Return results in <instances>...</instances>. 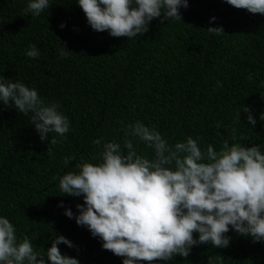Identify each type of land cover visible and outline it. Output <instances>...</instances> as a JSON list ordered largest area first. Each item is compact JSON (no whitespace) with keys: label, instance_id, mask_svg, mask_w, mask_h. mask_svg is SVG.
Segmentation results:
<instances>
[{"label":"trees","instance_id":"obj_1","mask_svg":"<svg viewBox=\"0 0 264 264\" xmlns=\"http://www.w3.org/2000/svg\"><path fill=\"white\" fill-rule=\"evenodd\" d=\"M223 1L189 0L181 20L154 18L146 33L129 39L92 30L75 0H51L39 16L25 12L27 0H0V76L35 86L71 120L66 139L52 144L40 140L29 116L0 104V214L38 251L59 233L74 244H60L62 254L80 264H122L64 214L65 207L76 212L82 197L61 196L59 190V177L82 162H96L103 142L122 144L121 121L154 125L169 144L189 135L216 150L225 139L249 147L264 142V15L227 2L219 10ZM216 12L213 26H222L220 35L206 31ZM30 44L39 57L25 55ZM63 45L67 57L59 56ZM244 107L253 110L255 127ZM97 138L101 145L93 143ZM133 143L138 153L151 156L143 142ZM227 235L228 247L200 244L167 264H264V242Z\"/></svg>","mask_w":264,"mask_h":264},{"label":"clouds","instance_id":"obj_2","mask_svg":"<svg viewBox=\"0 0 264 264\" xmlns=\"http://www.w3.org/2000/svg\"><path fill=\"white\" fill-rule=\"evenodd\" d=\"M238 9L264 15V0H226ZM51 0H27L26 13L39 16ZM92 30L129 39L144 34L154 18L181 20L180 10L189 0H75ZM210 34L224 33L213 26ZM61 22L59 27H65ZM35 44L25 52L40 56ZM69 50L63 45L60 57ZM250 78V77H249ZM218 80L216 87H221ZM0 104L29 116L41 141L55 144L66 139L71 120L58 101H49L35 86L0 76ZM248 124L257 118L244 107ZM241 120V112L235 115ZM259 119L264 121V113ZM121 124L123 142L107 140L96 162H82L77 171L59 177L63 195L82 197L83 203L64 208L68 218L98 237L101 247L122 258V264H167L177 255L187 257L194 246L211 243L228 247L230 231L264 242V142L245 146L225 139L216 150L201 137L187 136L169 144L154 126L136 120ZM50 133L55 136L49 138ZM152 149L150 157L137 152L133 140ZM243 137L240 138V140ZM101 145V138L93 140ZM63 201L58 207H63ZM194 233L197 235L194 236ZM73 247L63 234L51 237L50 247L38 251L33 239L19 235L18 228L0 214V264H80L78 258L62 254L59 245ZM39 258V259H38Z\"/></svg>","mask_w":264,"mask_h":264},{"label":"water","instance_id":"obj_3","mask_svg":"<svg viewBox=\"0 0 264 264\" xmlns=\"http://www.w3.org/2000/svg\"><path fill=\"white\" fill-rule=\"evenodd\" d=\"M225 3H226V0L223 1V3H222V5H221V7H220L219 10H221V9L224 7ZM217 12H218V11H217ZM217 12L214 13V14H212L210 17L216 16ZM210 17H209V18H210Z\"/></svg>","mask_w":264,"mask_h":264}]
</instances>
